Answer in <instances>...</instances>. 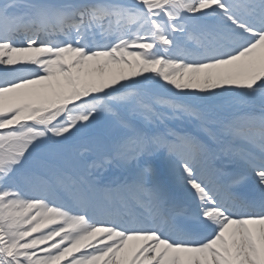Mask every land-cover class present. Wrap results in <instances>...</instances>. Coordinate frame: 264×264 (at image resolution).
Instances as JSON below:
<instances>
[{
    "label": "snow or ice",
    "instance_id": "snow-or-ice-1",
    "mask_svg": "<svg viewBox=\"0 0 264 264\" xmlns=\"http://www.w3.org/2000/svg\"><path fill=\"white\" fill-rule=\"evenodd\" d=\"M0 264H264V0H0Z\"/></svg>",
    "mask_w": 264,
    "mask_h": 264
},
{
    "label": "bare ground",
    "instance_id": "bare-ground-1",
    "mask_svg": "<svg viewBox=\"0 0 264 264\" xmlns=\"http://www.w3.org/2000/svg\"><path fill=\"white\" fill-rule=\"evenodd\" d=\"M173 91H175L174 89H173ZM233 110H235V109H231V108H228V107H226V111H233ZM257 111H258V109H257ZM216 163H218V162H216ZM219 163H221V162H219ZM179 191H181V189H179V188H177ZM35 235V234H34Z\"/></svg>",
    "mask_w": 264,
    "mask_h": 264
}]
</instances>
